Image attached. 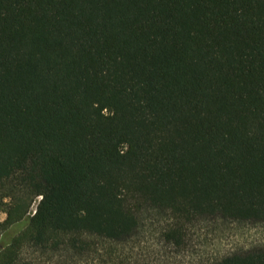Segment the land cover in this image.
<instances>
[{"label":"trees","instance_id":"16d2710c","mask_svg":"<svg viewBox=\"0 0 264 264\" xmlns=\"http://www.w3.org/2000/svg\"><path fill=\"white\" fill-rule=\"evenodd\" d=\"M0 210V264H184L198 222L264 224V0H0Z\"/></svg>","mask_w":264,"mask_h":264},{"label":"rangeland","instance_id":"374dc122","mask_svg":"<svg viewBox=\"0 0 264 264\" xmlns=\"http://www.w3.org/2000/svg\"><path fill=\"white\" fill-rule=\"evenodd\" d=\"M5 218L6 213L0 210V221ZM193 229L197 230L190 234L192 239L188 247L191 252H194L195 258L192 259V262L187 258L185 263L187 262L188 264L205 263L214 257H220L234 247L264 244L263 223L230 224L214 221L205 223L202 220L198 222ZM133 258L136 259L133 260L132 263L152 264L153 261L154 264V258L148 254L146 256V253L143 251H138L137 255L134 254ZM167 264H178V262L173 260V262L170 261V263Z\"/></svg>","mask_w":264,"mask_h":264},{"label":"built area","instance_id":"2783aa9c","mask_svg":"<svg viewBox=\"0 0 264 264\" xmlns=\"http://www.w3.org/2000/svg\"><path fill=\"white\" fill-rule=\"evenodd\" d=\"M36 211V204L33 206V211L32 212H35Z\"/></svg>","mask_w":264,"mask_h":264}]
</instances>
